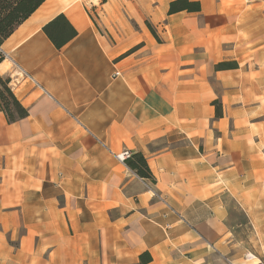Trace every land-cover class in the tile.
<instances>
[{
    "label": "crops",
    "instance_id": "crops-1",
    "mask_svg": "<svg viewBox=\"0 0 264 264\" xmlns=\"http://www.w3.org/2000/svg\"><path fill=\"white\" fill-rule=\"evenodd\" d=\"M172 1L45 0L0 45V264L264 260V0Z\"/></svg>",
    "mask_w": 264,
    "mask_h": 264
},
{
    "label": "trees",
    "instance_id": "trees-1",
    "mask_svg": "<svg viewBox=\"0 0 264 264\" xmlns=\"http://www.w3.org/2000/svg\"><path fill=\"white\" fill-rule=\"evenodd\" d=\"M45 0H0V45L12 34L14 29L26 20ZM182 9L198 10V3L187 0H175L170 3L169 13ZM151 29V28H150ZM43 32L56 48H61L75 35V28L68 22L63 14L56 16L43 28ZM153 32V30H151ZM154 33V32H153ZM3 54L0 52V62ZM9 78L0 77V110L3 111L9 121L26 116L27 112L14 96L10 87L7 86ZM128 167L133 169L139 176L151 178L150 170L141 154H131L124 160Z\"/></svg>",
    "mask_w": 264,
    "mask_h": 264
},
{
    "label": "built area",
    "instance_id": "built-area-1",
    "mask_svg": "<svg viewBox=\"0 0 264 264\" xmlns=\"http://www.w3.org/2000/svg\"><path fill=\"white\" fill-rule=\"evenodd\" d=\"M103 1H105V0H100V2H103ZM115 75H118V72H115ZM130 156H131V153L127 150L116 155V157L120 161H124L125 159L129 158ZM244 259L247 261H251L252 264H264V260L262 258H259L256 255H253L251 253H246L244 256Z\"/></svg>",
    "mask_w": 264,
    "mask_h": 264
},
{
    "label": "rangeland",
    "instance_id": "rangeland-1",
    "mask_svg": "<svg viewBox=\"0 0 264 264\" xmlns=\"http://www.w3.org/2000/svg\"><path fill=\"white\" fill-rule=\"evenodd\" d=\"M85 2V4H87L88 5V2H92V4L94 3V4H98V3H102V2H100V0H83V3ZM6 64V63H5ZM6 66H7V64H6ZM2 70V69H1ZM0 77L2 78V79H6L7 77H4V76H1L0 75ZM7 86H9L10 87V85H9V83L7 84ZM1 88V87H0ZM11 89V88H10ZM12 91V90H11Z\"/></svg>",
    "mask_w": 264,
    "mask_h": 264
},
{
    "label": "bare ground",
    "instance_id": "bare-ground-1",
    "mask_svg": "<svg viewBox=\"0 0 264 264\" xmlns=\"http://www.w3.org/2000/svg\"><path fill=\"white\" fill-rule=\"evenodd\" d=\"M0 68H4V63H3V65H2V67H0Z\"/></svg>",
    "mask_w": 264,
    "mask_h": 264
}]
</instances>
